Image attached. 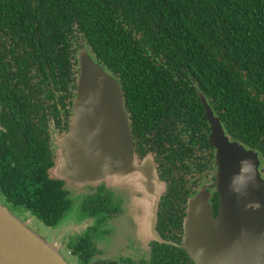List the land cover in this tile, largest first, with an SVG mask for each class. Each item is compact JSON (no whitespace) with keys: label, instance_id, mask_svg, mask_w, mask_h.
<instances>
[{"label":"trees","instance_id":"16d2710c","mask_svg":"<svg viewBox=\"0 0 264 264\" xmlns=\"http://www.w3.org/2000/svg\"><path fill=\"white\" fill-rule=\"evenodd\" d=\"M73 32L120 83L132 138L134 121L150 128L153 118L163 117L161 121L175 125L165 150L178 159L168 169L188 173L184 166L193 158L183 157L182 132L202 151L198 143H209L200 93L226 136L258 153L264 169V0H0V33L14 34L16 42L33 41L35 49L47 45L52 51L44 55L48 60L51 54L63 57L57 60L63 68L70 63L67 33ZM0 60L5 65L2 56ZM8 103L12 114L25 104L14 98ZM197 161L208 166L206 159ZM50 164L40 149L31 147L26 156L19 148H0L5 198L0 200L5 206L24 207L44 225L55 227L69 200L62 180L46 175ZM214 191L210 204L216 214L219 196ZM71 245L82 257L86 249Z\"/></svg>","mask_w":264,"mask_h":264},{"label":"water","instance_id":"95a60500","mask_svg":"<svg viewBox=\"0 0 264 264\" xmlns=\"http://www.w3.org/2000/svg\"><path fill=\"white\" fill-rule=\"evenodd\" d=\"M67 132L59 137L55 174L74 183L126 189L143 212L147 236L156 232L157 208L167 186L151 156L139 160L122 87L86 48ZM215 149L214 215L205 187L187 202L183 245L195 264H264V180L258 154L226 136L203 94H199ZM211 187L212 185L209 184ZM133 196V195H132ZM60 249L32 231L0 200V264H69Z\"/></svg>","mask_w":264,"mask_h":264},{"label":"flooded vegetation","instance_id":"af4514ba","mask_svg":"<svg viewBox=\"0 0 264 264\" xmlns=\"http://www.w3.org/2000/svg\"><path fill=\"white\" fill-rule=\"evenodd\" d=\"M67 35L69 40L66 50L70 63L63 68L62 64H57L58 61H63V57L57 56L56 59L55 54H51L48 60L44 55L52 51V48L47 45L42 49H35L37 44L32 43L33 41L16 42L14 34L0 33V56L3 57L5 63L0 66V148L10 147L12 150L19 148L27 156L29 148L33 147L44 151V155L47 154L50 158L51 164L45 168L46 175L51 179L62 180L63 188L68 190L69 208L63 212L55 227H47L53 230L65 222L79 227L84 225L81 232L72 230L62 234L57 242L69 250L77 264L79 261L80 263L83 261L84 264H195L182 247L184 231L182 220L185 215L186 202L202 187L209 191L210 203L215 201V189L209 184L214 182L217 167L215 166V149L209 143H198L202 146V151L197 147V142L186 139L181 131L184 137L182 140L183 157L185 160L193 159L189 166H184L188 173L178 168L168 169L169 163L178 159L175 153H170L168 149L165 150V147H168L166 142L169 138L168 134L171 127L174 128L175 125L169 126L164 120L161 121L163 117L160 120L153 118L150 128L144 126L143 121H134L131 128L138 159L141 161L151 156L160 179L168 183L167 193L162 196L157 210L156 230L163 240L158 241L149 236L140 238L135 230L136 227L132 225L129 226L130 241L121 246L119 248L121 253L117 252L116 255L110 252L114 246L112 243L116 244L119 234L115 233L110 240L106 238L109 232L107 223L109 221L118 222V216L124 213L123 210L116 209L118 198H123L124 194L119 195V190L115 191L113 187L110 188L104 184L66 186L67 180L72 182L73 180L63 179L55 174L58 162L57 141L67 132L71 121L79 73L77 57L83 48L77 34L73 32ZM61 45L62 43H59V46ZM38 51L39 57H37ZM54 52L57 53V51ZM12 98L17 102L22 99L25 102V104H20L21 111L15 114H12L8 103ZM31 141L35 144L31 145ZM164 151H167L166 155ZM258 156L262 175L264 169L260 155ZM38 157L43 156L38 155ZM203 159L208 161V166H203L197 161ZM175 170L183 175L182 178ZM164 171L167 175L162 174ZM0 198L5 200L1 190ZM217 202L218 199L216 204ZM6 207L14 212H25L24 215H28L29 218L35 217L30 210L24 207H13L10 203H6ZM74 242L80 243L86 249L82 257L74 253L75 248L71 245ZM167 245H169L168 248Z\"/></svg>","mask_w":264,"mask_h":264},{"label":"rangeland","instance_id":"374dc122","mask_svg":"<svg viewBox=\"0 0 264 264\" xmlns=\"http://www.w3.org/2000/svg\"><path fill=\"white\" fill-rule=\"evenodd\" d=\"M71 184H76L72 181L67 180V185H71ZM99 184H103V183H99ZM79 185V184H77ZM87 184H83V185H79V186H84ZM98 185V184H96ZM96 185H92V186H96ZM105 185V184H104ZM107 187L112 188L110 185H106ZM80 189H82L81 187H78ZM77 188V189H78ZM115 191H118L119 195H123V198H118V202H117V207L116 209L119 210H123L124 213H121L118 218V222H114V221H109L107 223L108 228H109V232L108 235L106 236V238H109L112 235L119 234V239L116 240V244L112 243L113 250H111V254L112 255H116L117 252L121 253V249H119L121 246L127 244V242L130 241V234H129V226H135L137 230L138 235L141 237H145L147 236V234L145 233V231L141 228L140 225L143 226V212L142 211H137V205H136V201L134 198V194L130 191H127L126 189H121V188H114ZM200 192V189L197 191V193ZM117 194V196L119 197V195ZM133 195V196H132ZM16 215L21 219L24 220L25 223L27 224V226L34 232H36L38 235L42 236L47 242L53 244L55 247H57L58 249H60V253L61 255L69 262V264H77V261L74 258H72V256L70 255V253H68L67 251H69L68 249L64 248L61 244V246L59 245V240H60V235L62 234H66L72 230H77V232H81L84 227V225L82 227H79L77 225L73 226V224H69L67 222L60 224L59 226H57L55 229L52 230V228H48L47 226H45L41 221H39L38 219H36L35 217H31L29 218L28 215H24L25 212H20V211H16L15 212ZM74 227V228H72ZM78 227V228H77ZM144 227V226H143ZM116 236V235H115ZM55 242V243H54ZM116 245H120V246H116ZM130 245V244H129ZM108 247V245H107ZM110 248V247H108ZM62 249V250H61Z\"/></svg>","mask_w":264,"mask_h":264},{"label":"built area","instance_id":"2783aa9c","mask_svg":"<svg viewBox=\"0 0 264 264\" xmlns=\"http://www.w3.org/2000/svg\"><path fill=\"white\" fill-rule=\"evenodd\" d=\"M69 253V251H67Z\"/></svg>","mask_w":264,"mask_h":264}]
</instances>
